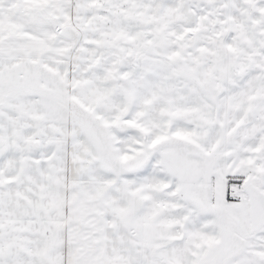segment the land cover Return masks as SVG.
<instances>
[{"label":"snow or ice","instance_id":"1","mask_svg":"<svg viewBox=\"0 0 264 264\" xmlns=\"http://www.w3.org/2000/svg\"><path fill=\"white\" fill-rule=\"evenodd\" d=\"M0 264H264V0H0Z\"/></svg>","mask_w":264,"mask_h":264}]
</instances>
